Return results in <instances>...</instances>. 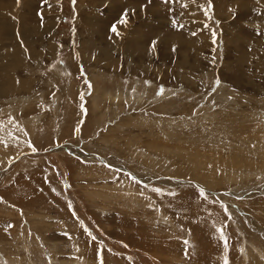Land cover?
<instances>
[{"label":"rangeland","instance_id":"374dc122","mask_svg":"<svg viewBox=\"0 0 264 264\" xmlns=\"http://www.w3.org/2000/svg\"><path fill=\"white\" fill-rule=\"evenodd\" d=\"M0 264H264V0H0Z\"/></svg>","mask_w":264,"mask_h":264},{"label":"snow or ice","instance_id":"6c2138e0","mask_svg":"<svg viewBox=\"0 0 264 264\" xmlns=\"http://www.w3.org/2000/svg\"><path fill=\"white\" fill-rule=\"evenodd\" d=\"M19 2V0H18ZM44 2H46V0H44ZM167 2V0H166ZM172 2H176V0H172ZM211 3V0H209V5ZM127 16H128V10L125 9L124 12L121 14V18L120 20L117 22L118 24H126L127 23ZM117 23H114L111 28L110 31L116 35H120V33L118 32V28H117ZM155 43V42H154ZM145 83H148L147 81ZM217 83H219V81H217ZM36 149L33 148V151H35ZM153 191L160 193L162 190L161 189H153ZM203 190H201V195H203ZM225 211H227L226 207H225ZM222 231V230H221ZM93 239H95V237H93Z\"/></svg>","mask_w":264,"mask_h":264},{"label":"bare ground","instance_id":"6f19581e","mask_svg":"<svg viewBox=\"0 0 264 264\" xmlns=\"http://www.w3.org/2000/svg\"><path fill=\"white\" fill-rule=\"evenodd\" d=\"M6 15V14H5ZM13 26H15V21L14 20H8L7 22L5 21L4 23H1V27L3 28V29H6V28H12ZM1 30V32H3L4 33V30ZM26 50V49H25ZM13 54V52L11 51V55ZM23 55V57L24 56H28L29 55V53H27L26 55H24V53H22ZM22 57V58H23ZM9 61V60H8ZM11 61H12V58H11ZM10 63V62H9Z\"/></svg>","mask_w":264,"mask_h":264}]
</instances>
